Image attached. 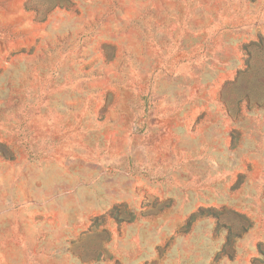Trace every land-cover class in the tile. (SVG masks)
Masks as SVG:
<instances>
[{
	"label": "rangeland",
	"instance_id": "374dc122",
	"mask_svg": "<svg viewBox=\"0 0 264 264\" xmlns=\"http://www.w3.org/2000/svg\"><path fill=\"white\" fill-rule=\"evenodd\" d=\"M0 220V264H264V0H0Z\"/></svg>",
	"mask_w": 264,
	"mask_h": 264
},
{
	"label": "crops",
	"instance_id": "0c3cea01",
	"mask_svg": "<svg viewBox=\"0 0 264 264\" xmlns=\"http://www.w3.org/2000/svg\"><path fill=\"white\" fill-rule=\"evenodd\" d=\"M30 223L31 225H33V227L38 224V219L32 217V219H30ZM11 221H6L0 220V238L2 239H13L14 244L18 246H22V239H23V227H22V223L18 222L14 224V226L10 225ZM2 231V232H1Z\"/></svg>",
	"mask_w": 264,
	"mask_h": 264
}]
</instances>
